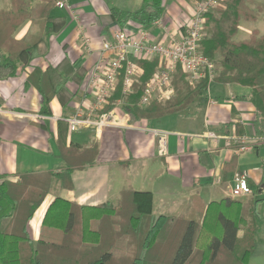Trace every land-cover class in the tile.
I'll return each instance as SVG.
<instances>
[{
	"label": "crops",
	"instance_id": "obj_1",
	"mask_svg": "<svg viewBox=\"0 0 264 264\" xmlns=\"http://www.w3.org/2000/svg\"><path fill=\"white\" fill-rule=\"evenodd\" d=\"M70 1L79 20L56 7L51 16L61 25L58 31L49 33L45 20L25 21L14 37L31 44L38 42L35 56L30 61L23 58L15 75L0 69V176L16 181L22 173L61 169V136L67 147L78 144L98 148L92 163L73 171V189L65 188L58 178L52 180L49 194L37 211L43 209L32 238L39 239L44 215L57 197L96 206L117 203L121 191L131 188L153 194L156 216L179 217L188 212L193 202L197 207H207L233 198V177L245 173L253 195L236 200L245 205L260 201L256 206L257 247L250 264H264V127H256V109L248 99L251 89L214 81L207 95L198 97L188 110L154 120L127 118L124 102L117 100L111 109H115L122 127H105L99 134L90 128L72 133L67 120L89 98L88 82L103 42L119 30L132 34L138 30L139 25L134 23L120 26L111 18V9L134 11L143 0ZM163 1V24L173 31L183 30L197 0ZM253 2V10L264 6V0ZM11 8V0H0L1 10ZM258 13L257 20L240 23L236 41H246L254 32L264 36V11ZM149 29L156 40L165 41L160 30L154 26ZM49 68L58 70L62 83L51 101V114H46L33 74L36 69L44 72ZM56 81L59 80L52 83ZM157 132L169 134L166 157L158 155ZM208 133L217 138H208ZM234 139L246 141L247 151L240 152ZM56 180L61 181L60 186ZM32 230L33 227L31 233Z\"/></svg>",
	"mask_w": 264,
	"mask_h": 264
},
{
	"label": "trees",
	"instance_id": "obj_2",
	"mask_svg": "<svg viewBox=\"0 0 264 264\" xmlns=\"http://www.w3.org/2000/svg\"><path fill=\"white\" fill-rule=\"evenodd\" d=\"M59 0H11L9 11L0 9V69L15 75L18 63L33 59L38 42L31 44L14 37L27 20H45L49 33L61 25L51 16ZM190 1V0H188ZM251 0H226L225 6L207 14L203 54L217 65L215 82L238 84L251 89L249 101L256 109V127H264V36L254 32L246 41H236L242 21H255L264 6L250 8ZM163 0H143L134 11L111 9V18L120 26L134 23L145 28L165 15ZM144 74L134 92L123 94L122 78L111 98L124 102L123 109L134 120H154L186 111L198 97L208 93L207 79L190 85L181 67L173 76L174 96L139 106L147 83L159 59L140 61ZM1 75V74H0ZM42 94V109L51 114L50 104L61 90L56 68L35 70ZM59 80L52 83L53 80ZM63 87V86H62ZM59 170L26 172L13 181L0 176V264H250L259 233L257 204L233 198L212 202L207 207L192 203L179 217L156 216L151 192L123 189L117 203L80 205L57 197L48 207L38 240L31 236V221L47 198L52 180L58 178L73 189L75 169L92 163L98 148L65 144L59 137ZM127 249L118 253L120 245Z\"/></svg>",
	"mask_w": 264,
	"mask_h": 264
},
{
	"label": "built area",
	"instance_id": "obj_3",
	"mask_svg": "<svg viewBox=\"0 0 264 264\" xmlns=\"http://www.w3.org/2000/svg\"><path fill=\"white\" fill-rule=\"evenodd\" d=\"M226 0H197L193 2L191 15L183 30L173 31L165 26L162 20L153 26L161 31L164 42L155 39L149 28L138 26L136 33L119 30L108 37L102 44V49L89 78L87 92L89 98L76 107L68 118L72 133L82 128H90L99 134L105 127H122L121 120L115 109L106 110L111 105V98L122 78L123 94L134 92L138 79L144 74L140 61L159 59V65L139 101V106L146 107L153 101H165L175 94L173 76L179 67L187 75L190 85L207 79L209 84L215 81L217 66L215 62L202 52L201 43L206 36L205 25L207 14L214 9L225 6ZM60 10L69 11L76 20L79 15L70 0H60L56 3ZM89 40H86L88 46ZM121 104V102H120ZM125 116L131 115L125 112ZM158 155H168V137L166 132H157ZM208 138H217L214 133H208ZM232 141V140H231ZM239 151L248 149L246 141L234 139ZM253 195L248 175L236 173L233 177L232 197L241 199Z\"/></svg>",
	"mask_w": 264,
	"mask_h": 264
},
{
	"label": "rangeland",
	"instance_id": "obj_4",
	"mask_svg": "<svg viewBox=\"0 0 264 264\" xmlns=\"http://www.w3.org/2000/svg\"><path fill=\"white\" fill-rule=\"evenodd\" d=\"M59 1H60V0H59ZM250 2H251V3H255V2H253V0H251ZM222 7H223V6L218 7V8H222ZM216 66H217V65H216ZM56 181L58 182L57 184H59V186H60V185H61V181H60V180H56ZM53 191L56 192V189H54ZM42 210H43V209H42ZM42 210H41V211H42ZM41 211L37 213L36 218H35V220L33 221V224H32V225H33V226H32V227H33V230H32L33 233H31V234H32L33 237H34V234L36 233V231L38 230V226H39V225H37L36 222L39 221V219L41 218ZM32 227H31V228H32ZM34 232H35V233H34ZM35 235H36V234H35ZM118 245H120V246H118V247H119V249H118V253H119V252L121 253V251H123L124 249H127V244H118Z\"/></svg>",
	"mask_w": 264,
	"mask_h": 264
}]
</instances>
